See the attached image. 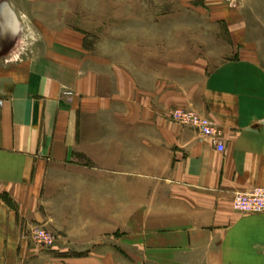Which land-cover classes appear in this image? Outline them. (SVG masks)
<instances>
[{"label": "crops", "instance_id": "1", "mask_svg": "<svg viewBox=\"0 0 264 264\" xmlns=\"http://www.w3.org/2000/svg\"><path fill=\"white\" fill-rule=\"evenodd\" d=\"M197 1L203 22L135 11L119 36L0 0V264H264V211L232 207L264 187V0Z\"/></svg>", "mask_w": 264, "mask_h": 264}, {"label": "rangeland", "instance_id": "2", "mask_svg": "<svg viewBox=\"0 0 264 264\" xmlns=\"http://www.w3.org/2000/svg\"><path fill=\"white\" fill-rule=\"evenodd\" d=\"M68 6L70 7V22L78 20L81 22H89L98 20L99 27L116 28V33L119 36H123L126 29L130 28L126 21V17L130 16L131 12L144 11L148 12V16L152 15L164 17L150 18L151 22H157L158 26H165V28H171L174 25H179L186 28L190 27V23L197 24L203 22V12L208 10L206 4L197 0H69ZM229 2V0H223ZM83 11L85 13H83ZM94 14H92V13ZM200 14V15H199ZM164 22V23H163ZM175 23V24H174ZM174 24V25H173ZM199 25V24H198ZM118 36V35H117ZM38 36L26 35L24 41L20 43L21 53H29L25 47L33 42ZM28 48V47H27ZM168 46L166 45V50ZM165 50V51H166ZM250 213V212H243ZM38 245V244H37ZM40 247L49 249L47 247ZM58 258L54 256V258ZM59 259V258H58ZM57 259V260H58ZM60 259L58 260V264ZM78 264V263H77ZM81 264V263H80ZM85 264H92V260H86Z\"/></svg>", "mask_w": 264, "mask_h": 264}, {"label": "built area", "instance_id": "3", "mask_svg": "<svg viewBox=\"0 0 264 264\" xmlns=\"http://www.w3.org/2000/svg\"><path fill=\"white\" fill-rule=\"evenodd\" d=\"M170 118L179 124L195 128L204 138L210 139L217 150H223V144L217 138L218 131L207 117L193 110L176 108L170 112ZM232 207L239 212H263L264 187H255L248 192L236 193L232 200ZM30 236L38 245L47 248L55 245L54 234L43 226H34L30 230Z\"/></svg>", "mask_w": 264, "mask_h": 264}]
</instances>
